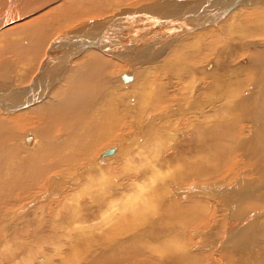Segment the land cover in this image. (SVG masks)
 <instances>
[{"label":"bare ground","instance_id":"6f19581e","mask_svg":"<svg viewBox=\"0 0 264 264\" xmlns=\"http://www.w3.org/2000/svg\"><path fill=\"white\" fill-rule=\"evenodd\" d=\"M126 1L0 0V223L13 224L0 227V264L139 263L131 252L94 263V249L78 247L92 228L117 235L141 224L171 241L160 263L264 264L261 240L249 243L253 230L264 237V218L253 230L251 220L264 207V0ZM200 117L219 120L204 128ZM189 126L200 140L180 139ZM200 141L221 172L241 145L253 179L226 193L205 182L225 171L205 166ZM134 163L119 190L112 166ZM171 186L179 194L168 196ZM216 213L222 261L216 250L203 255L198 237L186 247Z\"/></svg>","mask_w":264,"mask_h":264},{"label":"rangeland","instance_id":"374dc122","mask_svg":"<svg viewBox=\"0 0 264 264\" xmlns=\"http://www.w3.org/2000/svg\"><path fill=\"white\" fill-rule=\"evenodd\" d=\"M137 1H139V2H137V3H139V4H141V2H140V0H137ZM126 2H135V0H129V1H126ZM242 11H246V10H243L242 9ZM237 13V12H236ZM239 13V12H238ZM217 29V28H216ZM194 35V34H193ZM187 43V44H186ZM186 43H184V44H186L187 46L189 45V47L191 48V46H190V44H188V43H190V41L189 42H186ZM230 44V46H231V43H229ZM185 46V45H184ZM187 46H185V47H187ZM232 47L233 48H237V46L236 45H233L232 44ZM178 50H177V55L180 53L179 51H184L183 49L182 50H179L180 48H177ZM179 52V53H178ZM181 54V53H180ZM168 57V56H167ZM170 56L168 57V59L167 58H165V61L166 62H171L170 61ZM208 60H213V56H211V57H209V59ZM235 64H237V60H235L234 62H232V64H230V66H232V67H234V66H237V65H235ZM202 65H204V63L202 64ZM202 65H199L198 67H197V69H199V68H201V66ZM184 67H186V66H184ZM219 68V67H218ZM180 72V69L178 68L177 70H176V72L175 73H177V72ZM223 71V70H222ZM185 75H184V77H183V80H188L189 79V76H188V73H185V71H182ZM175 73H171L170 75H168V74H166V78L169 76V78H170V80L171 81H174V79H175ZM195 73H196V71H195ZM172 74H174V75H172ZM197 75H199V79L201 80V81H204L205 83L207 82V81H209V79L210 78H208V79H204V77L202 78V74L200 75L199 73L197 74ZM200 76H201V78H200ZM183 80H181V81H183ZM206 80V81H205ZM167 81V80H166ZM211 82H212V80H210ZM213 84V83H212ZM211 84V85H212ZM235 88H237V87H235ZM234 88V89H235ZM125 90H126V88H125ZM129 97V96H128ZM239 98V97H238ZM130 99V98H129ZM133 100H134V103H133ZM225 99L224 98H222V100L221 101H219L217 104L218 105H216V111L217 110H219V108H220V106L224 103L225 104V101H224ZM136 99L135 98H132V100H129V103L131 104H135L136 102ZM229 105V103L227 104V106ZM217 107H218V109H217ZM225 107V106H224ZM223 107V108H224ZM207 108V107H206ZM204 108V109H202V113H198V112H196V114L197 115H201L202 117L203 116H206V115H208L207 113H209V111H210V108ZM227 114V117L229 116V112L228 111H225V110H220V113L221 114H225V113ZM219 112H216V115L218 114V116H219V118L221 119V114H220ZM238 113V112H237ZM236 113V114H237ZM239 114H242V113H239ZM238 115V114H237ZM191 116H193V114H191ZM204 118V117H203ZM203 118H199V120L197 121V122H195V123H200V126L202 125V127H204V128H207V123H211V121H213V120H219V119H216V117H214V118H210V119H204L203 120ZM248 119H250L249 117H247ZM129 119H127L126 121H128ZM202 123V124H201ZM192 124H194V123H192ZM203 128V129H204ZM26 131V129L25 130H23V132H25ZM22 131H20V133H23ZM192 132H193V134H194V136L196 137L195 139H201V136H199V137H197V134H196V132L194 131V130H191V127L189 126L188 128H186L185 130H184V132H183V134H181L179 137H180V139H182V141H187V142H189V137H191V134H192ZM218 132H221V131H218ZM124 133H126V132H124ZM190 134V135H189ZM189 135V136H188ZM198 135H200V134H198ZM187 136V137H186ZM223 136V135H222ZM144 138L142 139V140H139L140 142H143V140L145 141V139H146V135H144L143 136ZM179 137L177 138V139H179ZM193 137V136H192ZM238 137V136H237ZM240 137V136H239ZM186 138H187V140H186ZM120 138H118L117 140H113V142H111L110 143V145H109V147L107 146V148H110L112 145H114V143H117L118 142V140H119ZM226 139V138H225ZM136 139H134L133 141H135ZM192 140V139H191ZM140 142H138V143H140ZM186 142V143H187ZM202 142V143H201ZM223 143H224V141H222ZM113 143V144H112ZM143 143H146L145 144V146L147 147H149L150 146V144H152L153 142H147V141H145V142H143ZM149 143V144H148ZM202 144V145H201ZM234 144V142L232 143V145ZM240 144V143H239ZM238 145V144H237ZM217 146V145H216ZM215 146V147H216ZM135 147H137V145L135 146ZM194 147H196V145L194 144ZM213 147V146H212ZM211 147V148H212ZM221 147V146H220ZM220 147H218V148H216L215 150H213L214 151V153H216V152H218V153H220L221 155H219L218 156V159L219 158H221V156L223 155L221 152H220ZM231 146H229L228 148H230ZM239 147H240V149H239ZM198 148L200 149V151L202 150V153H203V156L205 157V159H206V161L205 160H203L204 159V157H202V160H203V162L205 163V166L206 167H208L209 169H211L212 167H214V169L215 168H217L216 170L218 171L217 172V174H220V173H223V170L225 169V168H223V170H222V172H221V169H222V166H221V163H223V161H220V162H216V163H214L213 161L215 160V158L216 157H214L213 156V152H211L210 150H211V148H210V150L208 151V149H205L204 148V145H203V141H200V143H198ZM236 148L237 149H239V151L237 150V155H236V153L235 154H233V155H235V156H233V159H235V160H232L233 161V164H229V159H224L223 158V160L224 161H226L225 163H227L226 165H228V166H230L229 168L227 167V166H225V167H227L226 169H227V171H225L224 172V174H223V178H229V177H232V181H231V183H228V184H226V185H223V184H225V183H223V178H220L219 180H217V181H220L219 183L217 182V183H215L214 181V183L212 182V181H205V182H207V183H211V185L212 186H215V187H218V188H223V192H225L226 191V189L228 188H232L235 184H239V182H240V180H242V179H248L249 181H251L252 179H253V175H254V173L253 172H248V171H250L249 169H252V167L250 168V167H247V166H245V162H246V158H244V155H241V154H243L242 153V151H243V149H241L242 148V146L241 145H239V146H236ZM99 150V151H98ZM104 149H95V153H94V156L93 157H96L97 155H98V153H100L101 151H103ZM135 150V149H134ZM230 150L232 151V149L230 148ZM227 151V150H226ZM225 151V152H226ZM229 151V150H228ZM227 151V152H228ZM98 152V153H97ZM206 152H208V153H206ZM209 152H211V153H209ZM227 152H226V155H223V156H227ZM208 156H207V155ZM225 154V153H224ZM96 155V156H95ZM229 156L231 155V154H228ZM241 155V156H240ZM236 156H238V157H236ZM211 160H210V159ZM222 160V159H221ZM247 163V162H246ZM214 164H215V166H214ZM216 165H218V166H216ZM225 165V164H224ZM135 163L134 164H132V165H128V167L127 166H122V168L124 169L123 170V172H121V166L120 165H118V166H112V167H114V170H116V172H118L117 170H119V172L118 173H116L117 175H118V178H123L122 180L121 179H119L120 180V182L122 183L119 187V190H124L125 189V186L128 184V182H130L131 181V179L133 178V172L134 171H125L126 170V168L128 169V170H133V169H135ZM233 166V167H232ZM245 166V167H244ZM221 167V168H220ZM132 168V169H131ZM139 168V167H138ZM138 168H136V169H138ZM211 172V171H210ZM220 172V173H219ZM226 172H227V175H226ZM131 173V174H130ZM125 174V175H124ZM127 174V175H126ZM133 174V175H132ZM231 174V175H230ZM247 174H249L248 176H247ZM53 175V174H52ZM59 175V174H58ZM57 174L55 175V176H58ZM251 175V177H249ZM234 176V177H233ZM246 176V177H245ZM50 177H53V176H51L50 175ZM236 177V178H235ZM250 178H252V179H250ZM127 179H129V180H127ZM245 180V181H246ZM247 180V181H248ZM127 182V183H126ZM253 182V181H252ZM110 183H113V182H110ZM207 183H203L202 182V184H201V186L200 187H202V188H205V187H207L208 185L210 186V184H208L207 185ZM213 183V184H212ZM203 184H206V185H203ZM231 184V185H230ZM253 184L255 185V183L253 182ZM259 185L260 186H264V185H261L260 183H259ZM196 186H198V185H196ZM204 186V187H203ZM226 186V187H225ZM231 186V187H230ZM127 187V186H126ZM172 188V189H171ZM171 188H170V190H171V192L170 191H167V193L168 194H170V195H168V196H171V195H177V194H179V191H177V189L174 187H172L171 186ZM226 188V189H225ZM181 189V187H179V189L178 190H180ZM263 191H264V188L262 189ZM262 190H258L257 192H254L253 194H251V195H249L252 199H254V198H256V197H258L260 194H257V193H259V192H262ZM157 192V191H156ZM160 192H162V190L160 191ZM178 192V193H177ZM166 193V194H167ZM174 193V194H173ZM226 193V192H225ZM161 194H164V192H162ZM114 195H118V194H114ZM207 196V195H206ZM206 196H204L203 195V197L202 196H200V198H201V200H202V198H203V200L204 199H206V201H208V202H210V199L209 198H211V199H214L213 197H211V196H208V197H206ZM250 197H248L247 199H251ZM208 199V200H207ZM251 199V200H252ZM202 200V201H203ZM251 200H248V201H250L251 202ZM26 202H29L30 201V199H29V201L28 200H25ZM204 202H205V200H204ZM125 203V202H124ZM238 207V206H237ZM31 208V207H30ZM30 208H29V210H30ZM211 209H212V206L210 207ZM209 208V212L212 214V212L211 211H214V210H211ZM214 209V208H213ZM28 210V209H27ZM28 210V211H29ZM95 210V209H94ZM94 210H93V212H94ZM31 211V210H30ZM254 211H260L261 212V215L260 216H258V217H256V219H255V217H254V219H251V220H253V224H254V227L255 228H252V230L253 229H256V228H258V223L261 221V219H263L264 218V207L263 208H258V209H256V210H254ZM26 213V212H25ZM209 213V214H210ZM21 215H25L24 213H22ZM218 214L216 213V216H215V222H214V218L212 219V218H210V223H212V224H209V225H206V226H208V227H205V229L204 228H198L199 230H195L191 235H190V238H193V240H192V242H190L191 241V239H190V241H188L187 242V244H186V247H189V246H191L192 245V243L194 244V242H195V239L197 238V242L196 243H201L202 244V246H203V248H202V250H200L201 252H202V254L203 255H206V256H208V253H210V254H214L213 253V251H217V253H215L214 255H215V257H217L218 259H220L221 261H222V259H221V257H223L224 255H222V253H220V250L219 249H214L213 247H215L216 246V244L215 243H213V242H215L216 240V235H215V231H214V229L213 228H216L217 227V223L219 222L217 219H216V217H218L217 216ZM16 219V218H15ZM207 220H209V219H207ZM212 220H213V222H212ZM17 221V220H16ZM14 222V221H13ZM4 224L5 223H7V222H3ZM209 223V222H208ZM4 224H2V223H0V227L1 228H3V227H7V225H4ZM8 224V223H7ZM8 225H10V226H12L13 224L12 223H10V224H8ZM144 226V224H141V227H139V228H136V227H134L132 230H129V231H126V232H121V234H117V235H114V234H110V233H105V232H103V230L106 228V227H103L102 229L103 230H99V231H97V230H94V228H92L91 230L92 231H90L88 234H87V236H86V238L85 239H83V241H82V243L79 245V250L81 249V251H83V252H86V251H89V250H92V249H94V251L97 253V255L96 256H94L92 259H94V263H96V261H99V260H101V261H103V260H108V258H110V256H111V253H113L112 254V256H115V257H118V256H128L127 254H129L130 252V255H134L135 253H137V256H136V258H137V260L139 261V263H134V264H142L141 262H143V261H150L148 264H165V261H167V264H172L173 263V260L172 259H170V258H166V259H164V260H160L161 261V263L157 260V258H159V255L160 254H158L159 253V251H161L162 250V246H163V244H164V246H166V245H168V243H169V241H170V239L169 238H165L166 240H162V239H160V237H159V233L161 232V230H160V226L159 225H155L154 226V228H152V229H154V230H145V227H143ZM9 226V227H10ZM5 227V228H6ZM9 227H7V228H9ZM4 228V229H5ZM6 228V229H7ZM148 228V227H147ZM209 228V229H208ZM218 228V227H217ZM134 229H135V231H134ZM10 230H12V227L8 230V231H10ZM15 230V232H19V229L18 228H16V229H14ZM106 230H108V227L106 228ZM139 230V231H138ZM133 231V232H132ZM152 231V232H151ZM92 232V233H91ZM101 232H103V234H101ZM135 232H137V233H135ZM141 232V233H140ZM258 232V231H257ZM256 231H252V233H251V236H250V238H251V240L249 241V243H250V245H254V247H257V242H255V241H260L261 240V243L259 242V247L260 246H264V237H260V235H259V233H257ZM139 233V234H138ZM98 235V236H97ZM119 235V236H118ZM121 235V236H120ZM175 235V234H174ZM208 235V236H207ZM213 235V236H212ZM117 236V237H116ZM215 236V237H214ZM101 237V238H100ZM104 237V238H103ZM120 237V238H119ZM196 237V238H195ZM105 238H107V239H105ZM195 238V239H194ZM210 238H213V239H210ZM114 239H115V241H114ZM122 239V240H121ZM173 239V236H172V238H171V240ZM187 239V238H186ZM199 239V240H198ZM258 239V240H257ZM103 240V241H102ZM187 240H189V239H187ZM86 241H88V242H86ZM111 241V242H110ZM121 241V242H120ZM207 242V243H206ZM170 243H171V241H170ZM112 244H114V245H112ZM123 244V245H122ZM166 244V245H165ZM145 245V246H144ZM119 246V247H118ZM122 246V247H121ZM161 246V247H160ZM81 247V248H80ZM121 248L123 249V250H121ZM144 250H143V249ZM205 248H207V249H205ZM126 251H125V250ZM213 249V250H212ZM212 250V251H211ZM80 251V252H81ZM103 251H105V253L103 252ZM121 251V252H120ZM135 251V252H134ZM149 251V252H148ZM124 252V253H123ZM199 252V251H198ZM204 252V253H203ZM126 254V255H123V254ZM102 254V255H101ZM122 254V255H121ZM155 255V256H154ZM226 255H227V253H226ZM153 258H155V259H153ZM248 256V255H247ZM141 257V258H140ZM234 257L235 256H233L232 255V258L234 259ZM237 257V256H236ZM236 257H235V259H236ZM255 258H257V256L255 257ZM142 259V260H141ZM89 261H91V260H89ZM86 262V261H85ZM92 262V261H91ZM158 262V263H157Z\"/></svg>","mask_w":264,"mask_h":264}]
</instances>
